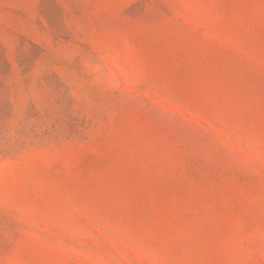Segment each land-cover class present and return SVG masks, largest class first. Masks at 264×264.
<instances>
[{"label":"rangeland","instance_id":"374dc122","mask_svg":"<svg viewBox=\"0 0 264 264\" xmlns=\"http://www.w3.org/2000/svg\"><path fill=\"white\" fill-rule=\"evenodd\" d=\"M0 264H264V0H0Z\"/></svg>","mask_w":264,"mask_h":264}]
</instances>
